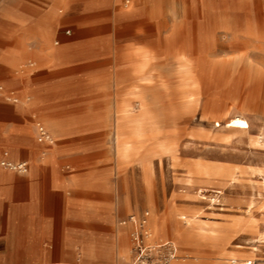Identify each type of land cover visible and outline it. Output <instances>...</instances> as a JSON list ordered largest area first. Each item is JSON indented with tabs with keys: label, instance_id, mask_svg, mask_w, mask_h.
<instances>
[{
	"label": "rangeland",
	"instance_id": "obj_1",
	"mask_svg": "<svg viewBox=\"0 0 264 264\" xmlns=\"http://www.w3.org/2000/svg\"><path fill=\"white\" fill-rule=\"evenodd\" d=\"M126 1L90 14L59 9L54 47L85 38L88 29L99 39L79 50L94 53L84 63L94 64L100 94L83 96L79 77L70 75L79 67L57 74L62 110L79 111L71 117L97 133L77 149L73 168L110 183L104 198L115 224L128 230L127 264L133 230L122 223L145 214L162 229L160 242L176 245L174 263L264 264V0H204V8L198 0ZM33 69L25 67L23 78ZM119 78L121 92L113 83ZM237 118L248 132L228 128ZM120 126L126 158L116 141ZM187 224L206 238L181 242L173 231Z\"/></svg>",
	"mask_w": 264,
	"mask_h": 264
},
{
	"label": "crops",
	"instance_id": "obj_2",
	"mask_svg": "<svg viewBox=\"0 0 264 264\" xmlns=\"http://www.w3.org/2000/svg\"><path fill=\"white\" fill-rule=\"evenodd\" d=\"M113 1L0 0V85L18 101L0 98V164L26 163L29 168L28 174L21 175L0 166V264H127L131 259L128 230L115 224L112 207L104 198L112 192L110 183L99 173L73 168L77 149L93 142L97 133L91 125L71 117L79 111L62 110L58 102L64 97L56 94L61 85L58 70L73 65L81 69L70 75L79 77L83 96L90 99L101 93L95 86L94 64L84 63L93 59L94 53L79 50L94 47L99 39L88 29L82 33L85 38L62 47L52 44L63 5H68L71 15L90 14ZM198 3L205 7L204 0ZM66 36L71 37V31ZM29 63L34 65L27 67ZM25 67L34 68L28 70L32 74L27 80L23 78ZM113 83L123 90L121 78ZM80 111L91 114L90 109ZM35 119L54 137V147L37 142L36 126L32 125ZM123 131L120 126L116 141L119 153L126 158L130 149ZM135 136L140 137L138 131ZM149 229L150 242L163 245L162 229L153 217ZM173 233L181 242L192 243L205 239L207 231L187 224Z\"/></svg>",
	"mask_w": 264,
	"mask_h": 264
},
{
	"label": "built area",
	"instance_id": "obj_3",
	"mask_svg": "<svg viewBox=\"0 0 264 264\" xmlns=\"http://www.w3.org/2000/svg\"><path fill=\"white\" fill-rule=\"evenodd\" d=\"M130 0H128L129 3ZM4 95V89L0 86V98ZM37 142L41 145L48 147H54L56 141L54 137L48 132V130L41 124L36 125ZM1 167L21 175H26L29 172L28 165L26 163L15 164L8 161L1 162ZM127 223L133 225L132 242L133 259L131 264H173L177 260L178 249L172 242L163 243L161 247H152L148 242L147 228V214L141 217H131L127 222H123L122 225ZM251 264V263H249Z\"/></svg>",
	"mask_w": 264,
	"mask_h": 264
},
{
	"label": "bare ground",
	"instance_id": "obj_4",
	"mask_svg": "<svg viewBox=\"0 0 264 264\" xmlns=\"http://www.w3.org/2000/svg\"><path fill=\"white\" fill-rule=\"evenodd\" d=\"M254 29V28H253ZM244 34H246V33H244ZM183 53V57L182 58H185L186 57V55H185V53L184 52H182ZM176 56V55H175ZM11 100V99H10ZM16 103L18 102V101H16V100H14ZM228 128H230V129H236V130H242L243 132H248L249 130H250V125L248 124V122H246V121H244V120H242V119H240V118H237V119H234V120H232L229 124H228ZM218 194H220V193H218ZM201 195H202V193H201ZM203 198V197H202ZM205 200V199H204ZM147 229V231H148V234H149V237H148V242H149V244H151L152 245V247H161L162 245H157V244H154V243H151L150 241L152 240V235H151V233H150V229H149V222H148V224H147V227H146ZM151 230H152V232L153 233H155L154 232V230H153V228H152V226H151ZM250 262L249 261H247V263L246 264H249ZM234 264H237V262L236 261H234ZM252 264V263H251Z\"/></svg>",
	"mask_w": 264,
	"mask_h": 264
}]
</instances>
